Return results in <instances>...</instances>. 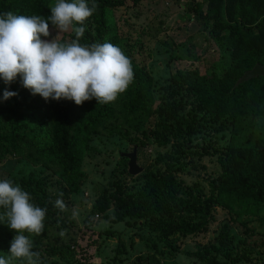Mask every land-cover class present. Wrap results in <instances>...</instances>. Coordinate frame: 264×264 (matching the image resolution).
<instances>
[{"label": "trees", "instance_id": "trees-1", "mask_svg": "<svg viewBox=\"0 0 264 264\" xmlns=\"http://www.w3.org/2000/svg\"><path fill=\"white\" fill-rule=\"evenodd\" d=\"M126 1L95 0L98 7L85 21L86 30L80 39L83 45L111 43L131 60L133 82L114 102L102 105L92 99L80 106L68 100L46 102L23 88L19 78L11 85L0 79V180L11 179L30 194L33 204L47 209L45 227L38 240L42 249H36L45 256L41 257L42 264L50 259L53 264H86V259L73 257L85 254L72 235L51 232L71 228L60 215L69 217V206L88 183L84 165L87 159L99 155L93 147L95 138H117L132 152L134 147L138 149L139 137L144 141L154 138V144L164 148L170 140H192L199 132L228 134L224 144H217L212 154L201 147L202 151L195 150L188 158L193 164L195 158L216 157L218 172L209 183L208 198L203 196L198 183L186 186L172 174L161 175L148 168L149 156L137 176L127 174L128 160L120 153L112 180L110 176L107 185H97V199L83 222L88 227L94 217L104 215L111 206L114 224L154 218L155 225L148 227L161 238L145 240L143 245L160 254L163 250H159V243L170 250L169 239L173 236L185 239L206 231L209 206L222 205L240 235L231 238L223 228L214 243L198 247L195 258L200 264L253 263L257 257L253 258L250 251L259 246L264 250V240L259 246L255 243L261 233L249 225L255 218L264 222V77L238 81L254 66L264 65V0L187 3V12L195 14V21L208 32L221 57L228 62L221 58L205 72L197 67L180 69L174 65L176 71L168 72L170 82L162 86L160 103L155 108L156 81L146 65L134 56L142 44L139 39L129 41L120 36L114 20L113 11ZM140 1L131 3L136 5ZM54 3L55 0H0V15L12 12L47 18ZM49 28L53 29L51 23ZM60 39L72 40L75 34L63 33ZM163 45L170 54L168 68L172 63L200 59L193 51L192 40L174 43L168 39ZM6 88L17 95L3 100ZM173 161L168 153L163 163ZM22 162L38 168V175L17 177L6 171L8 165L13 169ZM118 163L124 164L123 171L127 178L135 180L134 186L119 179ZM99 173L104 175L103 170ZM94 189L97 190L96 186ZM58 193L63 194L64 211L54 207ZM170 206L173 212L166 216ZM12 232L0 224V252L9 250L7 239L12 238ZM118 247L125 248L122 242ZM169 250L167 253L171 254Z\"/></svg>", "mask_w": 264, "mask_h": 264}, {"label": "rangeland", "instance_id": "rangeland-1", "mask_svg": "<svg viewBox=\"0 0 264 264\" xmlns=\"http://www.w3.org/2000/svg\"><path fill=\"white\" fill-rule=\"evenodd\" d=\"M186 1L141 0L138 4L133 5L131 0H127L125 5L113 11L119 35L129 41L139 39L142 44L141 49L136 51L134 56L137 62L146 65L156 81L154 90L158 94L156 95L154 108L160 103L162 86L170 82L168 72L174 73L176 68L187 67H197L200 71L205 72L211 65H216L222 58L214 41L208 36V32L203 31L200 24L195 21V14L187 12ZM50 32V37H42V39H52L57 35L54 29H51ZM168 39L174 43L192 40L193 51L200 58L199 61H194L193 63H190V61L172 63L170 64L173 65L170 67L171 69L168 68L167 63L170 54L166 53L167 48L163 45V41ZM222 60L225 63L228 62L227 58H222ZM174 65L176 68H173ZM227 135L220 133L208 135L199 132L192 140H170L164 148L157 147L153 142L154 138L150 141H144L143 138L139 137L137 141L139 146L136 151V154L138 152L137 165L142 170L145 159L149 156L148 168H153L161 175L165 173L172 174L186 186L196 182L202 188L203 196L208 198L209 183L213 178L212 176L218 172V166L215 162L216 157L202 156L195 158L193 164L188 161V158L192 156L195 150L202 151L201 147H203L205 152L212 154L216 151L217 144L221 146L224 144ZM93 147L99 152V155L87 159L84 165V170L88 174V183L69 206V217L67 214L60 215V218L71 228H57L52 229L53 232H51V234H64L67 232L68 237L72 235L77 240L76 243L82 248L81 250H84L85 257L82 254L81 256L76 254L73 256L75 260H79V257H81L86 259V264H200L194 255L196 250L199 246L205 247L214 243L223 228L229 231L231 238L240 235V230L234 224L233 219L228 214V210L222 208V205L213 203L207 210L206 231L185 239L173 236L169 239L170 250L159 243V250H163L160 254L143 245L145 240L155 241L161 238L159 233L153 232L148 227L155 225L154 218H141L129 222L125 220L114 224L111 221L113 218V207L111 206L110 211L104 213V215L101 214L98 217H94L93 223L85 227L83 219L93 202L97 199L99 193L97 185L100 187L107 185L110 176V180H112V172L116 162L119 160V154L131 152L129 147L117 138L97 137L94 139ZM168 153L171 154L174 161L166 164L163 161L167 160ZM159 159H162V162ZM125 163L127 171V161ZM100 170L104 171V175H100ZM121 170L122 172H120ZM123 170L124 164L118 163V171L121 173L119 179L124 180L127 185L134 186L135 180L127 178ZM6 171L8 173L12 172L11 174L17 177L20 174L28 175L30 173L38 175V168H34L25 162L14 165L13 169L8 165ZM95 186L97 190L94 189ZM172 212L170 206V209H167L165 214L168 216ZM249 225L250 228H255L258 233H261L255 238V243L259 246V243L264 240L262 237L264 234V222L255 218ZM13 233L14 231L12 232V238L15 235ZM39 237L40 235L31 236L33 251L42 249V244L38 243ZM12 238L7 239L9 246ZM119 242L124 244V249L118 247ZM75 250L79 251V248L76 246ZM167 250L171 254L167 253ZM255 251H258L259 254L254 255ZM250 252H252L253 258L257 257L255 261L253 263L239 264H264V250L260 246L258 248L255 247ZM39 253L40 257L45 258L42 250ZM0 254L4 257L9 255L8 251L4 252L3 250H1ZM16 264H20V262L17 261ZM46 264H53V259L47 260Z\"/></svg>", "mask_w": 264, "mask_h": 264}, {"label": "clouds", "instance_id": "clouds-1", "mask_svg": "<svg viewBox=\"0 0 264 264\" xmlns=\"http://www.w3.org/2000/svg\"><path fill=\"white\" fill-rule=\"evenodd\" d=\"M189 3V2H188ZM95 0H55L47 18L39 15H0V79L5 85L19 82L35 96L49 100L74 101L78 106L95 99L98 104L114 102L133 82L131 60L111 43L83 45L85 21L97 9ZM49 23L57 35L52 39ZM73 32L75 39L62 41V33ZM3 92V100L16 96ZM54 207L64 211L62 193ZM30 194L11 179L0 180V224L15 232L9 255L0 264H42L33 251L31 236L44 230L47 209L31 202ZM51 202V201H50Z\"/></svg>", "mask_w": 264, "mask_h": 264}, {"label": "water", "instance_id": "water-1", "mask_svg": "<svg viewBox=\"0 0 264 264\" xmlns=\"http://www.w3.org/2000/svg\"><path fill=\"white\" fill-rule=\"evenodd\" d=\"M262 76L264 77V65H256L254 66L250 71L246 72L241 79L238 81V83L245 82L249 79ZM121 157L127 158V172L131 176H137L142 170L137 165V156H136V147L133 148L131 153H121Z\"/></svg>", "mask_w": 264, "mask_h": 264}, {"label": "built area", "instance_id": "built-area-1", "mask_svg": "<svg viewBox=\"0 0 264 264\" xmlns=\"http://www.w3.org/2000/svg\"><path fill=\"white\" fill-rule=\"evenodd\" d=\"M202 1H203V0H198L197 3H202ZM188 2H191V0H187V1H186V4H187Z\"/></svg>", "mask_w": 264, "mask_h": 264}]
</instances>
